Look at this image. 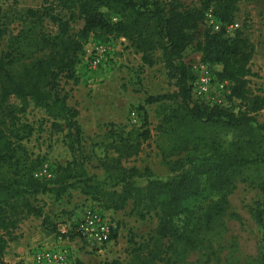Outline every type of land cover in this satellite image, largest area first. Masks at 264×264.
<instances>
[{
  "label": "trees",
  "instance_id": "16d2710c",
  "mask_svg": "<svg viewBox=\"0 0 264 264\" xmlns=\"http://www.w3.org/2000/svg\"><path fill=\"white\" fill-rule=\"evenodd\" d=\"M238 4L239 0H200L191 6L180 0H52L26 9L16 34L0 23V39L6 38L0 52V264L8 244L18 238L19 222L28 215H42L34 204L36 196L52 194L59 199L70 188H78L101 212L123 210L130 202L139 219L155 214L158 225L149 238L151 246H138L133 253L140 264L218 260L214 243L222 234L227 197L245 171L264 162L263 136L257 135L264 124L256 119L264 109V94L250 84V78L257 77L250 68L254 45L243 28L226 31L227 25L236 22ZM208 9L219 23L217 30L205 26ZM78 19L82 25L73 31L71 23ZM44 21L55 31L47 32ZM120 38L140 55L143 65L162 63L172 81L173 92L146 99V103H175L164 114L163 123L200 130L193 139H184L190 153L170 163L171 172L177 173L172 178H151L147 169L124 164L150 137L147 128L111 132L109 147L114 154L101 162L103 179L88 174L84 167L78 110L68 104L61 80L77 83L87 43ZM194 43L204 65L220 66L213 77L228 83L227 100L238 102L236 110L232 105L211 106L192 99L194 73L183 54ZM30 105L45 112L55 131H66L71 160L58 165L49 178L34 175L40 163L30 160L20 143L19 116ZM224 132L231 135L226 146L220 141ZM258 187L264 197V174ZM253 215L261 230L257 260L264 264V199L256 204ZM43 228L55 234L57 223L45 216ZM192 252L198 253L195 261L188 260Z\"/></svg>",
  "mask_w": 264,
  "mask_h": 264
},
{
  "label": "rangeland",
  "instance_id": "374dc122",
  "mask_svg": "<svg viewBox=\"0 0 264 264\" xmlns=\"http://www.w3.org/2000/svg\"><path fill=\"white\" fill-rule=\"evenodd\" d=\"M51 1L0 0V23H4L8 31L16 34L22 27L21 16L26 9H35ZM180 1L191 6L198 5L200 0ZM238 7L236 21L254 45L253 55H261L264 59V0H239ZM43 25L47 32L55 31V27L49 22L44 21ZM81 25L82 21L78 19L71 23V28L76 31ZM205 26L201 27L197 41H202L201 34ZM5 43L6 38L0 39V52ZM93 43L90 41L85 46L87 51L77 68V83L61 80V86L68 94V104L78 110L77 122L81 128L86 172L103 179L101 162L114 154L109 147L112 140L111 132H139L147 128L150 137L141 143L138 154L124 164L147 169L151 178L165 180L174 177L177 173L171 172L170 163L190 153V146L183 143L184 139L191 140L201 133L198 128H189L190 126L186 124L173 128L163 123L164 114L175 106L172 101L146 103L149 96L174 91L173 83L167 78L162 63L158 61L152 69L144 67L132 49L116 40L112 45L111 59L107 62L111 68L106 71L105 64L90 69L86 57ZM183 60L190 64L198 62L197 44L194 43L187 48ZM206 66L212 75L220 70L218 65ZM192 71L195 73L196 69ZM256 76L250 78L251 88L263 94V77H259L258 74ZM237 103L228 102L226 98V105H232L235 110ZM19 119L18 125L22 135L20 143L27 157L39 161V168L46 165L48 172L52 176L55 175L58 165L63 166L71 160L68 140L65 137L66 131H55L45 112L32 105L19 116ZM256 119L260 124H264V109L256 115ZM258 134H262L264 144V129L257 132ZM230 137L231 135L225 132L220 134L223 146L230 142ZM263 168L264 162H259L251 166L235 182L234 190L227 197L228 209L221 237L218 243H214L218 260L205 263L202 258L201 264H258L261 230L254 218L253 210L256 204L264 199L258 187L264 174ZM78 190L70 188L59 199H55L52 194L37 195L34 204L40 207L42 215H28L19 222L15 230L18 238L8 244L6 260L11 262L20 255V252L41 244L48 238L47 231L43 228L45 216L53 223H71L81 216L85 208L97 206L90 203ZM131 209L129 202L123 210L104 211L120 227L118 235L103 246L100 252H89L79 242H73L75 263L140 264L133 253L138 246L147 245L149 238L155 235L158 219L154 213L145 219H139ZM148 246H151V241ZM139 255L144 257L145 250ZM197 258V252H192L188 256L189 261H195Z\"/></svg>",
  "mask_w": 264,
  "mask_h": 264
},
{
  "label": "built area",
  "instance_id": "2783aa9c",
  "mask_svg": "<svg viewBox=\"0 0 264 264\" xmlns=\"http://www.w3.org/2000/svg\"><path fill=\"white\" fill-rule=\"evenodd\" d=\"M204 23L213 30L219 28V23L210 9L205 12ZM239 27L236 21L227 25L226 31L230 33ZM113 43V41L93 43L86 57L90 69L104 66L111 59ZM191 68L196 69L191 84L192 99L211 106H225L230 92L228 83L215 80L207 66L200 60L191 63ZM34 175L40 178L51 176L46 165L41 166ZM119 231L120 227L104 212L90 206L85 208L74 222L57 223V232L48 234V238L43 243L20 252V255L11 262L3 258L2 264H76L72 250L73 242H79L89 252H100L101 248L110 243Z\"/></svg>",
  "mask_w": 264,
  "mask_h": 264
},
{
  "label": "crops",
  "instance_id": "0c3cea01",
  "mask_svg": "<svg viewBox=\"0 0 264 264\" xmlns=\"http://www.w3.org/2000/svg\"><path fill=\"white\" fill-rule=\"evenodd\" d=\"M117 41H119V42H121V43H123V45L125 46V41H124V39H122V38H120V39H118ZM115 42H116V40H115ZM86 49V48H85ZM128 49H131V48H128ZM137 57H138V60H139V62H141V60H140V55L139 54H137L136 55ZM199 58H200V54H199ZM107 64V68L105 67V69H106V71L108 70V68H111V66L108 64V63H106ZM142 64V63H141ZM143 65V64H142ZM144 67H149V66H146V65H143ZM153 67L151 66V69H152ZM250 68H251V71L252 72H254V73H256V74H258V76L259 77H263V80H262V82H263V86H262V88H263V91H264V59H263V57L260 55H257V56H254L253 55V57H252V59H251V63H250ZM261 78L259 79V80H261ZM262 82H261V84H262ZM77 87H78V85H77ZM264 94V93H263ZM7 251V249L5 250V252ZM8 256H9V254H8ZM4 260H6L7 259V255H6V253H4Z\"/></svg>",
  "mask_w": 264,
  "mask_h": 264
}]
</instances>
